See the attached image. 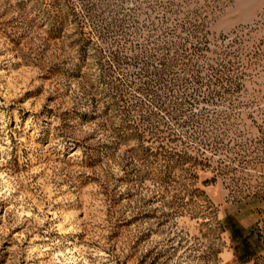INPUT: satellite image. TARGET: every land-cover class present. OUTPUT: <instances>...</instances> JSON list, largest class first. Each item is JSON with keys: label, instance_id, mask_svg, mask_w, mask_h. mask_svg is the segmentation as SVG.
Instances as JSON below:
<instances>
[{"label": "rangeland", "instance_id": "1", "mask_svg": "<svg viewBox=\"0 0 264 264\" xmlns=\"http://www.w3.org/2000/svg\"><path fill=\"white\" fill-rule=\"evenodd\" d=\"M0 264H264V0H0Z\"/></svg>", "mask_w": 264, "mask_h": 264}]
</instances>
